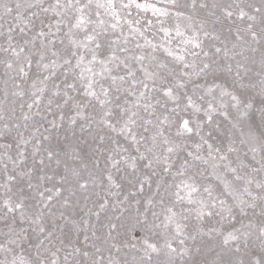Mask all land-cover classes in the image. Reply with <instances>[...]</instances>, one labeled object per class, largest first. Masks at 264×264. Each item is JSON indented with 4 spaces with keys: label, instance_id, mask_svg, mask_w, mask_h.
Masks as SVG:
<instances>
[{
    "label": "snow or ice",
    "instance_id": "1",
    "mask_svg": "<svg viewBox=\"0 0 264 264\" xmlns=\"http://www.w3.org/2000/svg\"><path fill=\"white\" fill-rule=\"evenodd\" d=\"M0 264H264V0H0Z\"/></svg>",
    "mask_w": 264,
    "mask_h": 264
}]
</instances>
